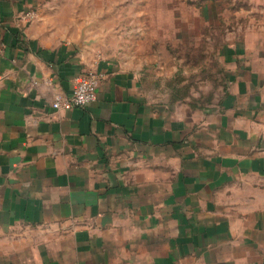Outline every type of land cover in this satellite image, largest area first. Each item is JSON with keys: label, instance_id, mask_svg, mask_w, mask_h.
<instances>
[{"label": "crops", "instance_id": "obj_1", "mask_svg": "<svg viewBox=\"0 0 264 264\" xmlns=\"http://www.w3.org/2000/svg\"><path fill=\"white\" fill-rule=\"evenodd\" d=\"M95 1L0 0V264H264V35L215 50L226 89L195 106L156 63L97 54ZM135 5L131 38L169 41L155 1ZM86 71L96 100L53 109Z\"/></svg>", "mask_w": 264, "mask_h": 264}, {"label": "rangeland", "instance_id": "obj_2", "mask_svg": "<svg viewBox=\"0 0 264 264\" xmlns=\"http://www.w3.org/2000/svg\"><path fill=\"white\" fill-rule=\"evenodd\" d=\"M99 1L90 7L92 11L102 9ZM154 1L155 18L153 28L149 23V29L155 32L170 30L169 41L158 35L131 38V28L135 32L145 30L143 21L131 18V15L137 11L144 13L141 9L145 8L136 6L137 0H120L116 4V0H107L106 28L109 31L99 39L101 44L97 54L111 52L114 58L134 67L154 62L158 66L148 71L153 73L156 86L164 82V88L185 98L188 104L200 107L212 104L225 91L227 74L215 50L244 37L255 39L264 35V0H254L250 5L242 1L220 0L219 15L213 21L204 17L207 0ZM161 1L165 4H159ZM85 8L76 2V13L80 17ZM75 25L80 26L82 33L88 27L80 21ZM180 31L185 36L178 40Z\"/></svg>", "mask_w": 264, "mask_h": 264}, {"label": "built area", "instance_id": "obj_3", "mask_svg": "<svg viewBox=\"0 0 264 264\" xmlns=\"http://www.w3.org/2000/svg\"><path fill=\"white\" fill-rule=\"evenodd\" d=\"M101 77L94 71H86L75 81L71 94L67 97L56 96L51 103L55 110L82 109L96 100L97 88Z\"/></svg>", "mask_w": 264, "mask_h": 264}]
</instances>
